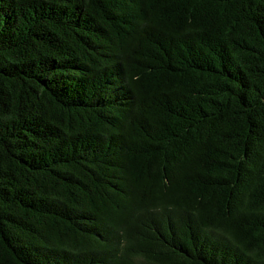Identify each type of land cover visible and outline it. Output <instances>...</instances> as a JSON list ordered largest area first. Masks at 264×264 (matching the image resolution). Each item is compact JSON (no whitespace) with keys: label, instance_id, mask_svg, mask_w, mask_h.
<instances>
[{"label":"trees","instance_id":"trees-1","mask_svg":"<svg viewBox=\"0 0 264 264\" xmlns=\"http://www.w3.org/2000/svg\"><path fill=\"white\" fill-rule=\"evenodd\" d=\"M0 264H264V0H0Z\"/></svg>","mask_w":264,"mask_h":264}]
</instances>
